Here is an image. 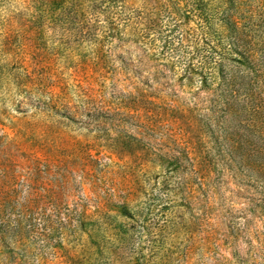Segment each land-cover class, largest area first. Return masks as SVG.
Listing matches in <instances>:
<instances>
[{
	"label": "rangeland",
	"instance_id": "374dc122",
	"mask_svg": "<svg viewBox=\"0 0 264 264\" xmlns=\"http://www.w3.org/2000/svg\"><path fill=\"white\" fill-rule=\"evenodd\" d=\"M47 2L0 0V63L18 56L9 69L21 65L40 83L48 77L57 92L91 88L99 103L80 115L50 112L34 85H28L32 94L6 86L9 81L0 86V183L14 170L17 179L9 174L7 180L18 195L13 212L0 199V214L13 213L9 226L0 217V264H264V176L254 157L259 142L238 134L241 123L264 121V67L251 74L249 97L244 88L238 93L247 100L243 114L229 118L219 92L199 91L167 70L157 74L152 57L138 67L135 36L106 41L100 73L91 37L64 19L52 25ZM161 2L127 3L138 14L155 15ZM241 2L242 19L254 22L264 40V0ZM83 18L94 16L86 11ZM214 21L228 44L224 15ZM176 139L190 144L197 174L185 164L177 174L169 169ZM29 184L52 191L58 207L37 210L19 230L23 218L15 216L25 214ZM123 204L129 214L116 220ZM99 206L112 215L81 228ZM119 221L127 224L123 246L115 236Z\"/></svg>",
	"mask_w": 264,
	"mask_h": 264
},
{
	"label": "trees",
	"instance_id": "16d2710c",
	"mask_svg": "<svg viewBox=\"0 0 264 264\" xmlns=\"http://www.w3.org/2000/svg\"><path fill=\"white\" fill-rule=\"evenodd\" d=\"M73 1L48 0L45 7L52 20L50 23L57 26L64 19L67 20L68 25L81 29L84 39L87 38L85 34H88L91 38L87 39L95 46V61L100 65V73L105 70L104 67L108 60V55L104 52L106 41H122L125 36H135L140 44L137 47L140 53L137 56L140 63L138 67L141 68L144 61L152 57L151 59L156 61L157 74L167 70L174 73V76H178V79L197 85L199 91L213 89L220 93L226 106L224 113L229 115V118L236 119L243 114L247 100L241 101V95L238 93L244 88L248 98L247 88L251 84V74L260 67H264V40L254 31V22L242 19V0H164V3L161 2L156 8L155 15L138 14L136 10L128 7V0H77L76 4H72ZM54 11H56L55 16L52 14ZM86 11L92 13L94 18H83ZM219 14L224 15L225 27L230 31L228 44L222 43L218 38L219 31L214 20ZM103 15L106 16V21L99 20ZM16 60L15 63H10L9 60L7 64L0 63V86L9 81L11 84H6V86L12 87L19 93L32 94L30 90L28 91V85H34L33 91L39 90L41 97L47 102L48 111L64 110L71 114L74 113L73 115H80L90 111L88 109L90 104L99 103L98 93L91 88L79 87L71 91L73 90L71 87H63L57 92L54 89L56 85L48 77L40 83L37 77H33L21 65H18L15 71L13 67L9 69L18 62V56ZM242 70L244 72L241 74ZM73 98H76L77 105H71ZM219 100L215 101L216 105L219 104ZM209 111L215 112V109H209ZM254 124L242 125L241 123L238 134L242 133L240 140H245V142L253 140L254 136L259 142L254 157L256 158L255 164L259 167L257 173L262 177L264 176V164H258V162L264 159L262 157L264 154V121ZM210 126L214 127L213 133H218L219 128L215 127L217 124L214 126L210 123ZM254 128H259L255 134L253 133ZM175 147L168 161L171 172L179 173L182 171L183 164L187 169L191 166L192 175L200 172L196 168L195 158L192 157L190 144L176 139ZM9 174L14 181L17 179L14 170L11 173H4L6 182L0 183V199L4 198L13 212L17 207L18 195L14 193L13 183L7 180ZM28 187L31 191H28L26 201L21 205V208L26 210L25 214L15 216L16 220L23 218L19 220L22 222L18 227L19 230L23 229L25 223L31 224L34 221L30 215L37 210L47 211L51 207L57 210L58 207L55 195L49 194L52 191L48 189L45 191L37 185L29 184ZM42 190L48 193H41ZM105 211L104 207L99 206L95 212L86 215V220L80 223L81 228L86 227L87 223L94 228L93 224L101 215H112V209ZM116 212V220H119V217H127L129 214L126 204L118 206ZM139 214L137 210H134L136 217ZM0 217H2V224L9 226L13 213L2 212ZM126 227L127 224L124 221H119V224L114 227L115 232L118 229L117 234H114L118 237L116 242L121 246L126 242L123 236L127 230ZM101 229V226L98 227V231ZM107 231L110 232V228ZM193 237V241H196L197 236L193 234ZM205 241H208V236L199 242L203 244ZM192 251L193 246L190 248V253Z\"/></svg>",
	"mask_w": 264,
	"mask_h": 264
}]
</instances>
